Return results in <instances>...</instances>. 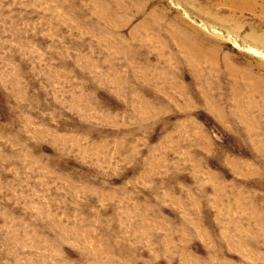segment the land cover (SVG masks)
Returning a JSON list of instances; mask_svg holds the SVG:
<instances>
[{"label":"rangeland","instance_id":"374dc122","mask_svg":"<svg viewBox=\"0 0 264 264\" xmlns=\"http://www.w3.org/2000/svg\"><path fill=\"white\" fill-rule=\"evenodd\" d=\"M0 264H264V0H0Z\"/></svg>","mask_w":264,"mask_h":264}]
</instances>
